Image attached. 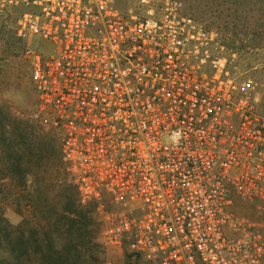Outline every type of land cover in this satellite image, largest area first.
I'll return each mask as SVG.
<instances>
[{"label":"built area","instance_id":"obj_1","mask_svg":"<svg viewBox=\"0 0 264 264\" xmlns=\"http://www.w3.org/2000/svg\"><path fill=\"white\" fill-rule=\"evenodd\" d=\"M21 2L43 114L80 200L108 201L102 239L149 264H264L233 210L264 202V117L252 79L184 0Z\"/></svg>","mask_w":264,"mask_h":264},{"label":"rangeland","instance_id":"obj_2","mask_svg":"<svg viewBox=\"0 0 264 264\" xmlns=\"http://www.w3.org/2000/svg\"><path fill=\"white\" fill-rule=\"evenodd\" d=\"M184 1L188 12L196 20L207 29L219 34L233 71L238 73L242 80H253L254 89L251 90V95L257 111L264 117V0ZM25 10L21 2L11 3L0 0V109L9 108L11 114L17 119L40 129L43 134L52 135L57 140L61 152L59 136L46 116L43 114L36 116L38 97L31 78L32 63L27 52L29 49L51 51L52 46L40 37L21 36L18 33L19 19ZM3 145L0 127V148ZM0 177L2 182L7 181L5 170L0 172ZM58 178L61 182L65 180L63 174ZM68 179L71 181L69 176ZM52 191V202L63 206L65 192L62 188L52 189ZM23 202L24 200L18 196L10 203L11 206L6 208V216L13 224H19L22 221V215L25 214ZM80 202L91 203L94 208L96 232L93 242L97 252L91 264H149L142 257L129 252L128 248L120 252L107 248L104 244L102 231L106 213L107 210L112 209L108 199L103 202L97 200L90 202L80 200ZM233 210L236 216L245 217L255 224L264 237V202L237 196ZM127 255L132 256L127 257Z\"/></svg>","mask_w":264,"mask_h":264},{"label":"trees","instance_id":"obj_3","mask_svg":"<svg viewBox=\"0 0 264 264\" xmlns=\"http://www.w3.org/2000/svg\"><path fill=\"white\" fill-rule=\"evenodd\" d=\"M0 127V172L7 179L0 177V264H91L97 252L93 204L80 202L57 140L9 108L0 109ZM58 188L65 192L63 206L52 202L51 191ZM18 196L25 214L13 224L6 208Z\"/></svg>","mask_w":264,"mask_h":264}]
</instances>
